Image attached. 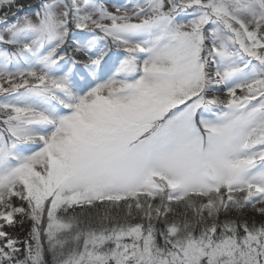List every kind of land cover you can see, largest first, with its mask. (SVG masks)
Listing matches in <instances>:
<instances>
[{
  "label": "snow or ice",
  "instance_id": "1",
  "mask_svg": "<svg viewBox=\"0 0 264 264\" xmlns=\"http://www.w3.org/2000/svg\"><path fill=\"white\" fill-rule=\"evenodd\" d=\"M0 264H264V0H0Z\"/></svg>",
  "mask_w": 264,
  "mask_h": 264
}]
</instances>
